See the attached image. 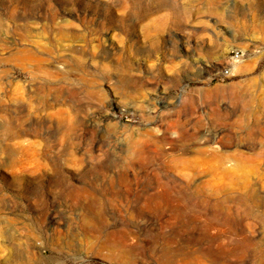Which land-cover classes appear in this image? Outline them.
I'll list each match as a JSON object with an SVG mask.
<instances>
[{"label":"rangeland","instance_id":"374dc122","mask_svg":"<svg viewBox=\"0 0 264 264\" xmlns=\"http://www.w3.org/2000/svg\"><path fill=\"white\" fill-rule=\"evenodd\" d=\"M0 264H264V0H0Z\"/></svg>","mask_w":264,"mask_h":264},{"label":"built area","instance_id":"2783aa9c","mask_svg":"<svg viewBox=\"0 0 264 264\" xmlns=\"http://www.w3.org/2000/svg\"><path fill=\"white\" fill-rule=\"evenodd\" d=\"M241 57V53L239 50H235L233 51L232 55L230 56V58L228 59V62L226 65L222 66L217 74L220 75H228L231 71V65L234 64L236 61H238Z\"/></svg>","mask_w":264,"mask_h":264},{"label":"bare ground","instance_id":"6f19581e","mask_svg":"<svg viewBox=\"0 0 264 264\" xmlns=\"http://www.w3.org/2000/svg\"><path fill=\"white\" fill-rule=\"evenodd\" d=\"M24 51H25V49H24ZM27 51H28V50H27ZM21 52H22V51H21ZM19 54H20V53H19ZM19 54H18V55H19ZM25 54H26V53H25ZM16 56H17V55H16ZM33 57L35 58V56H33L32 54L29 56V58H33ZM19 58H23V57H22V56H19ZM35 59H36V58H35ZM36 61H37V60H36ZM35 63H36V62H35ZM41 67H42V66H41ZM37 69H39V68H37Z\"/></svg>","mask_w":264,"mask_h":264}]
</instances>
